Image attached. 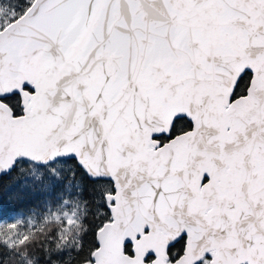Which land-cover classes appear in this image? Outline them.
I'll use <instances>...</instances> for the list:
<instances>
[{
  "label": "snow or ice",
  "instance_id": "obj_1",
  "mask_svg": "<svg viewBox=\"0 0 264 264\" xmlns=\"http://www.w3.org/2000/svg\"><path fill=\"white\" fill-rule=\"evenodd\" d=\"M0 264H264V0H0Z\"/></svg>",
  "mask_w": 264,
  "mask_h": 264
},
{
  "label": "trees",
  "instance_id": "obj_2",
  "mask_svg": "<svg viewBox=\"0 0 264 264\" xmlns=\"http://www.w3.org/2000/svg\"><path fill=\"white\" fill-rule=\"evenodd\" d=\"M19 179L20 180H27L28 177L27 176H23V177H20ZM16 187H18V182L12 185V189L15 190Z\"/></svg>",
  "mask_w": 264,
  "mask_h": 264
}]
</instances>
